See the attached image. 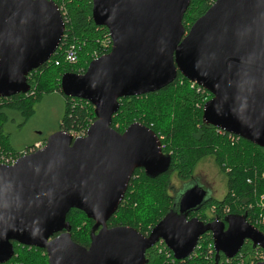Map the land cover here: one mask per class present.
<instances>
[{
    "label": "water",
    "instance_id": "95a60500",
    "mask_svg": "<svg viewBox=\"0 0 264 264\" xmlns=\"http://www.w3.org/2000/svg\"><path fill=\"white\" fill-rule=\"evenodd\" d=\"M91 1L111 50L84 73H65L60 88L92 105L95 121L83 137L58 130L38 151L0 165V264L14 257L13 243L45 250L48 264H146L147 251L160 242L184 261L208 233L217 262L236 257L248 242L264 252V232L247 215L210 223L188 218L207 202L199 185L149 234L108 226L135 171L156 177L171 163L148 127L112 128L120 100L157 92L181 74L212 96L204 124L264 148V0H216L188 32L183 20L191 0ZM65 28L51 0H0V99L30 92L29 75L50 61ZM73 209L94 222L88 247L72 239Z\"/></svg>",
    "mask_w": 264,
    "mask_h": 264
},
{
    "label": "trees",
    "instance_id": "16d2710c",
    "mask_svg": "<svg viewBox=\"0 0 264 264\" xmlns=\"http://www.w3.org/2000/svg\"><path fill=\"white\" fill-rule=\"evenodd\" d=\"M51 1L64 7L66 13L63 39L50 61L29 75L30 92L3 99L0 106V153H18L6 133L8 115L3 110L17 112L27 122L43 98L60 94L66 103L58 130L81 135L95 121L92 105L64 96L60 82L65 73L82 74L96 57L110 52L109 32L95 25L91 0ZM215 1L191 0L183 20L187 32ZM71 47L77 52V63L74 65L65 62V52ZM191 86L179 74L173 83L157 92L120 100V109L113 117L112 128L124 133L136 122L148 127L160 137L163 153L170 156L171 163L167 172L156 177H149L144 170L137 169L124 200L108 226H130L142 234H149L175 206L176 198L170 193L172 176L189 182L193 180L198 165L211 159L225 178L227 192L222 200L207 201L188 218H198L207 223L215 219L223 221L231 215H247V221L264 232V227L254 224L256 218L264 216V148L204 124L203 107L212 96L197 93V89ZM67 221L72 226L73 241L88 247L94 222L75 209L68 213ZM210 245H213L212 236L206 234L200 238L191 258L178 261L164 244H158L147 251L146 264H206L204 254L207 255ZM13 246L15 255L7 264H48L45 250L18 243H13ZM254 251L249 243L241 253L247 257Z\"/></svg>",
    "mask_w": 264,
    "mask_h": 264
},
{
    "label": "rangeland",
    "instance_id": "374dc122",
    "mask_svg": "<svg viewBox=\"0 0 264 264\" xmlns=\"http://www.w3.org/2000/svg\"><path fill=\"white\" fill-rule=\"evenodd\" d=\"M4 114L11 116L8 121V133L11 141L21 145L29 142L33 136V132L42 134L44 138L48 134L57 129L58 121L63 115L62 96L50 95L43 98L36 106L35 113L29 121H25L21 114L9 110H3ZM193 180L183 182L177 177L172 176L170 193L176 198L175 205L181 197L194 185V181L199 183L206 182L208 190L213 192L215 199L222 200L227 192L226 181L213 160H205L201 162L195 170Z\"/></svg>",
    "mask_w": 264,
    "mask_h": 264
},
{
    "label": "built area",
    "instance_id": "2783aa9c",
    "mask_svg": "<svg viewBox=\"0 0 264 264\" xmlns=\"http://www.w3.org/2000/svg\"><path fill=\"white\" fill-rule=\"evenodd\" d=\"M60 12L62 14L64 23L66 22V13L64 10V7H59ZM66 25V24H65ZM110 37V35H109ZM110 46L112 47V42L110 38ZM99 57H96V59ZM65 62L71 65H74L77 63V52L75 51L74 47L69 48L65 52ZM56 65H59L58 62H56ZM192 84V89H197V93H202V95L207 94L208 96L210 95L207 91H205L203 88L199 87L198 85L191 83ZM3 104V99H0V106ZM86 133L81 134V135H72L74 138H79L85 136ZM44 145L41 142L35 143L28 151L26 152H19L16 155H10V154H4L0 153V165H6V166H12L14 165L20 157L30 155L39 149H41ZM254 224L258 226L264 227V216H260L256 218L254 221ZM164 244L163 242H160L159 245ZM165 245V244H164ZM166 247V246H165ZM207 255L204 254V259L206 264H246L245 261L249 259L248 264H258L260 262L264 261V252L260 249L257 248L255 249L254 253L249 254L247 257L239 256L234 259H229V258H224L222 260H219L218 262L214 257H216V252L214 251L213 245H210L207 247L206 251Z\"/></svg>",
    "mask_w": 264,
    "mask_h": 264
},
{
    "label": "crops",
    "instance_id": "0c3cea01",
    "mask_svg": "<svg viewBox=\"0 0 264 264\" xmlns=\"http://www.w3.org/2000/svg\"><path fill=\"white\" fill-rule=\"evenodd\" d=\"M54 95L57 96V97L61 96L60 94H54ZM65 103H66L65 99L62 97L63 114H64V109H65ZM7 115H8V113H7ZM10 116H11V115L9 114V115H8V121H9V117H10ZM62 116H63V115H62ZM60 121H61V119L58 121L57 129L51 131V132L48 134V137H49L50 135H52L53 133H55V132L58 131ZM5 130H6V133L9 135V133H8V122H7L6 125H5ZM33 134H34L35 136H33L32 139H31L29 142L23 143V144H21V145H18V144H16L15 141L13 142V141L10 140L12 146H13L17 151H21V150L24 149L27 145H32V144H35V143H37V142L44 141L43 139H47V138H48V137H47V138H44L43 133H42V134H38V132H33Z\"/></svg>",
    "mask_w": 264,
    "mask_h": 264
},
{
    "label": "flooded vegetation",
    "instance_id": "af4514ba",
    "mask_svg": "<svg viewBox=\"0 0 264 264\" xmlns=\"http://www.w3.org/2000/svg\"><path fill=\"white\" fill-rule=\"evenodd\" d=\"M43 140H44V141H40V142L44 145L47 139H43ZM33 145H34V144H32V145H27L24 149L21 150V152H26V151H28V149H30ZM19 152H20V151H18V153H19ZM193 178H194V177H193ZM194 185H199L203 190L206 191V193H207L206 200H207V201H209V200H211V199H215L214 196H213V192L208 190V188H207L208 185H207L206 182L199 183L198 181H194ZM179 201H180V200H179ZM201 209L203 210V208H201ZM191 213L193 214V211L190 212V214H191ZM194 213H195V211H194ZM211 216H212V214L210 215V217H211ZM215 220H216V219H215ZM213 221H214V220H208L207 223H210V222H213ZM219 221H221V220H219ZM96 233H97V232H96ZM209 234H210V233H208V235H209ZM210 235H211V234H210ZM211 236H212V235H211ZM246 244H249V242H248V243H245L244 246H245ZM244 246L242 247V249L240 250V253H238L236 257H239V256H242V255H243V254L241 253V251L243 250ZM222 257L227 258V257H225V256L220 255L219 260H222ZM236 257H234V258H236ZM224 258H223V259H224ZM234 258H232V259H234ZM245 263L248 264V263H249V259H247V260L245 261Z\"/></svg>",
    "mask_w": 264,
    "mask_h": 264
}]
</instances>
